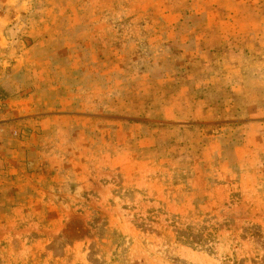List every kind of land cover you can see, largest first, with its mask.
<instances>
[{
	"label": "rangeland",
	"instance_id": "1",
	"mask_svg": "<svg viewBox=\"0 0 264 264\" xmlns=\"http://www.w3.org/2000/svg\"><path fill=\"white\" fill-rule=\"evenodd\" d=\"M0 264H264V0H0Z\"/></svg>",
	"mask_w": 264,
	"mask_h": 264
}]
</instances>
